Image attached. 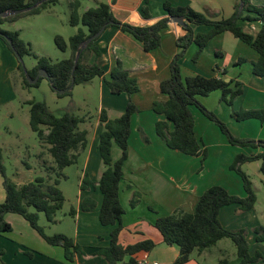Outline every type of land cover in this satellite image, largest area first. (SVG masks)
<instances>
[{"label": "trees", "instance_id": "trees-1", "mask_svg": "<svg viewBox=\"0 0 264 264\" xmlns=\"http://www.w3.org/2000/svg\"><path fill=\"white\" fill-rule=\"evenodd\" d=\"M41 1L37 6L31 7ZM60 0H0V12L7 10H19L31 7L26 11L0 17V38L9 49L19 56L31 55L35 64L24 70L19 61L15 78L20 79L23 88L38 86L43 77H38L35 83H30L27 75L34 78L39 69H44L51 89L57 96L70 95L73 86L87 83L95 77H102L112 94L125 93L129 99L123 113L114 118L108 117L106 110L101 108L98 113V121L103 129L98 135L97 150L105 166L97 181H91L84 174L80 189L88 185L97 187L102 195L99 207L98 220L103 226L112 225L109 234V243L95 250V254L101 255L104 264H117L128 256L126 264H137L136 258L140 251H150L155 246L151 239H142L133 244L121 245L119 234L123 229L121 217L124 209L119 200V183L123 179V165L128 157V140L131 131V115L139 111L130 96L139 91L136 78L130 76L120 61L112 67L107 78L103 77L102 53L97 45V38L91 40L84 48L81 44L89 36L93 35L101 27L114 26L123 32L130 34L142 46L144 51H151L161 45L162 33L168 27L169 16H180L186 23L182 26L185 33L176 38L179 50L169 62L170 75L161 80L159 90L166 95L165 100H154L151 108L158 114H163L165 120L155 123L156 133L165 144L172 149L188 155H199L204 152L201 141L194 133V117L190 106H196L208 119L218 125L226 140L233 145L260 147L261 150L251 154H236L230 168L239 175L244 191L240 197L229 193L221 185L214 184L207 187L197 198L193 211L175 209L170 214L157 217L153 226L159 231L164 243L176 245L178 255L172 264L185 263L194 250L202 251L214 245L218 240L229 238L235 246L236 261H231L227 256H222L216 264H264V255L256 250L249 251V243L243 228L232 229L221 224L218 214L221 207L236 204L241 211L251 210L257 200L252 182L240 165L245 162L258 161L259 172L264 177V136L260 139H241L235 137L225 123L210 109L200 103L198 97L206 96L213 91H220V100L231 107V116L242 121L250 118L264 123V108L238 109L232 108L234 99L242 93V83L230 79L225 81L222 77L203 76L200 74L182 76L179 66V58L185 53L190 44L196 45V50L191 57L193 62L202 54L211 40L224 32H229L235 38L251 47L257 54L251 63V72L257 76H264V6L252 4L250 0H238L234 11L227 17L213 18L195 10L189 5H173L170 1L162 2V9L167 16L158 19L151 25H135L118 20L106 2H99L79 12L81 0H66L68 12V24L78 26L77 31L65 40L61 35L55 34L53 41L60 51L69 50V55L57 61H51L44 56H38L32 50L31 44L20 37L17 30L10 31L1 27L4 22H13L24 15L38 14L59 3ZM141 11L144 17H149L147 3ZM240 3L242 7L238 10ZM241 22L259 23L254 32L244 29ZM205 25V32H194L191 25ZM76 67L72 73V66L76 58ZM93 60L87 61L88 56ZM244 61V59H243ZM62 92H59V91ZM29 106V126L35 132L40 146H45L46 152L51 156L50 164L42 161L46 170V177H36L22 184H17L7 176L3 163V153L0 148V175L3 179L5 198L0 202V234L11 231V224L4 219L7 212L20 214L26 219L45 241L53 246L64 248L65 259L72 260L75 252L82 251V247L74 238L64 233H51L45 231L39 224V213H43L48 223L55 222V216L61 209L64 195L58 187L61 178H64L63 169L77 161L82 150L87 146L88 130L79 128L85 122L83 116L72 112H64L56 116L44 101L30 99L26 101ZM171 124V126L169 125ZM148 142L147 138L143 136ZM120 149V155L116 160L112 158V146ZM40 158V156H39ZM135 199L130 200L131 206L136 204ZM96 202L91 197H84L81 201L83 211H91ZM69 214L74 216L75 209L71 208ZM255 240L264 241V228H254ZM28 253V252H27Z\"/></svg>", "mask_w": 264, "mask_h": 264}, {"label": "crops", "instance_id": "crops-1", "mask_svg": "<svg viewBox=\"0 0 264 264\" xmlns=\"http://www.w3.org/2000/svg\"><path fill=\"white\" fill-rule=\"evenodd\" d=\"M159 1L163 2L165 0ZM167 1H170L173 5H189L195 10L204 11V13L213 18L231 15L234 11L235 4L238 2L236 0L233 2L230 0H226L225 2L221 0ZM99 2L108 3L113 15L118 20L135 25H151L158 19L167 16L162 8L157 12L151 11L150 0L147 3L149 17H144L141 11L142 6L145 5L144 0H93L95 5ZM250 2L255 5L264 6V0H250ZM89 7L92 6L87 5L83 10ZM199 7H202L201 10ZM44 11L52 12L53 9L50 7ZM42 12H40V14ZM16 21L4 22L1 24V27L5 30H17L19 32V28L15 25ZM251 25L254 26L253 24ZM191 26L194 32H205L208 29L205 25L193 24ZM71 27L73 28V33H75L78 26ZM49 28V31H51V27ZM54 31H56V29L52 27L53 34L51 35L60 34L59 32L56 33ZM184 33L185 31L180 24L168 23L167 29L162 33L161 45L151 51H144L141 44L136 39L114 26L104 28L97 40V45L101 50L103 59V77L107 78L112 67L117 61H120L122 67L128 71L129 75L136 78L139 86V91L130 96L139 111L134 112L131 115L128 157L123 165V179L119 183V200L124 209V214L121 217L123 229L119 234V243L124 246L127 244H133L142 239L153 240L155 242L153 249L150 251H140L137 254L140 258L146 256L152 261H157L159 264H172L178 255V247L174 244L169 245L163 242L159 231L153 226V222L157 217L170 214L178 208L184 211H193L197 198L207 187L214 184L225 187L229 193L237 196L243 197L245 195L243 188L241 191L238 185L237 190L235 188V192H233L225 184L219 183V180H217L215 176L205 179V166L203 165L201 167L194 165L181 166L179 170L172 167V165H156L143 154H139L135 146L130 142L131 137H134L142 149L148 148L149 146L147 145H150L155 149L154 144L156 143L160 153L157 156L160 158L162 155L168 153V146L165 144L164 140L157 135L155 130L156 121L165 120L166 118L163 114H158L153 111L151 104L154 100L166 99V95L162 94L159 90V83L170 75L169 62L179 50L175 41L178 36L183 35ZM60 35L63 36L62 34ZM220 35L221 34L215 36L212 40ZM69 36H67V39ZM29 43L32 47L33 43L31 41H29ZM207 46L204 49L206 50V53L203 52L201 55L202 57L205 55L211 56V49ZM212 53L215 57L222 55L217 49H214ZM217 53L219 55H217ZM37 55L42 56V53ZM256 57L257 54L256 56H252V60H250L251 63ZM92 60L93 58L91 55L87 57V61L91 62ZM187 61V59L183 58L184 64ZM18 62L19 60L16 55L0 38V108L4 110V116L7 118L12 117L14 114L12 108L18 99V91L28 90V88H23L21 86L19 78H15V71L17 70ZM230 62L239 65L243 62V58L242 56H238ZM192 63L193 64L186 67L185 73L187 74H183L184 76H188V73H190V75L200 74L203 76L222 77L224 80L228 79V81L234 79L235 81H240L242 83V93L234 99L232 105L233 109L264 108V76H257L251 72L248 74L247 79L244 80L241 79L239 75H234L232 72H229L226 67L219 65L218 62L212 59L207 61L206 68L204 69L196 67L197 65L194 62ZM180 72L182 73L181 69ZM98 78L102 90L105 89L107 90V94H111L109 97L111 101L107 103V106H102V108L106 110V113L110 118L120 116L129 99L128 95L125 93L112 94L105 84L104 79L102 77ZM215 97H217V95H215ZM28 100H30V98L27 96L24 101L26 102ZM220 101L219 96L218 102ZM28 118L29 115L27 114L25 122L29 125ZM234 120L235 119L230 113L229 121L232 124H234L233 122L235 121L240 122L241 127H236L237 125H235V128L239 129V136L242 135V131L245 128H247L246 133L248 134L241 137L260 139L264 136V123H261L259 120L254 118L242 121ZM85 123L83 128L87 129ZM169 125L171 126L170 123ZM147 128L154 130V136L157 140H160V142L155 141L152 143L148 138V142L145 140L142 133H144ZM102 129L103 125L97 120L91 144L89 145V142H87L86 148L81 152L84 153L83 151L87 150L84 159V174H87L91 181H97L105 168L97 150L98 135ZM194 133L197 139L200 140L195 131V127ZM202 145L203 143L201 141V146ZM115 146L116 145L112 146L113 160H116L120 155V149L117 150V147ZM0 148L3 150L1 144ZM41 149L42 150H40L38 156H40V159H43L45 154L48 153L46 152L45 146H41ZM260 150V147L253 148L248 146V153H246V155L257 153ZM177 151L181 152L179 150ZM96 152L100 158L101 167H99L98 162L96 164L97 166L90 162L92 158L91 155L96 154ZM44 162L50 164L52 161L49 159ZM251 162H255L259 167L258 161L255 160ZM131 165L133 169L127 172L126 168ZM168 171H170V173ZM13 181L17 184L24 183L22 180ZM27 181L29 180H26L25 182ZM84 197H91L95 200L96 206L93 210L83 211L81 209V201ZM4 198L5 191L3 187V179L0 175V202L3 201ZM131 199L137 200L134 206H131L130 204ZM79 201V206L75 209L74 214L75 226L73 232H70V234H68V232H59L57 230H53L52 232L67 234L81 245L82 251L75 252L72 260H66L64 256V248L59 245L53 246L48 244L20 214L7 212L4 214V219L11 224V231L0 234V264H104L103 257L95 254V250L106 246L109 243V234L114 226H103L99 223L98 212L102 201V195L97 187L94 185H88L86 188L80 189ZM125 203L130 205L132 211L129 212H135L133 219L130 221L126 217L127 211L124 208ZM248 211L255 213V205ZM234 214L243 213L238 209L236 204L225 205L221 207L218 219L221 224L227 228L238 229L243 227L241 225L233 226L235 225L233 223ZM90 220L93 221V223H91ZM221 240H218L214 245L202 251L194 250L191 252L189 259L183 264H216L222 256H226V250L220 243L222 242ZM254 242L257 241L255 240ZM258 245H254L253 250L249 247L250 253H254L256 249L260 250L257 248ZM261 253L264 255L263 250H261ZM128 260L129 257L126 256L117 264H126ZM231 261H236V258Z\"/></svg>", "mask_w": 264, "mask_h": 264}, {"label": "rangeland", "instance_id": "rangeland-1", "mask_svg": "<svg viewBox=\"0 0 264 264\" xmlns=\"http://www.w3.org/2000/svg\"><path fill=\"white\" fill-rule=\"evenodd\" d=\"M221 1L225 2L226 0ZM230 1L233 2L234 0ZM87 5L94 6L95 4L93 0H81L79 12H82L83 8ZM161 8L162 2L159 0H150L151 11L157 12L161 10ZM199 8L201 10L202 7ZM52 9V12L43 11L41 14L21 16L17 19L15 25L19 28L20 37L24 41H31L33 43L32 50L34 53H42V56L49 58L51 61H57L68 57L69 50L60 51L55 46L53 41L54 35H51L53 34L52 27L56 29L54 32L62 34L65 40H67V36L71 35L74 31L68 24L69 9L66 0H60L58 4L52 6ZM200 12L204 13L202 10ZM241 24L244 29L249 32H254L258 28L257 22H241ZM49 27H51V31H49ZM207 47L211 49V56L205 55L202 57L201 54L196 59V62H194L197 65L196 67L204 69L206 68L207 61L212 59L218 62L219 65L226 67V69L234 75H239L240 78L244 80L247 79L248 74L251 73L250 60H252L253 55L256 56V52L251 47L232 36L229 32H224L216 37ZM214 49L220 51L222 55L220 56L217 53L219 56L215 57L212 53ZM195 50L196 45L194 43L190 44L185 50V53L179 58L182 76H184L183 74H187L185 73L186 67L193 64L191 57ZM203 52L206 53V50ZM238 56H242L244 61L239 65L230 62ZM183 58L188 60L185 64L183 63ZM34 64L35 59L31 55H24L22 57V65L26 69L32 67ZM188 74L190 75V73ZM215 95H217V97H215ZM27 96L30 99L44 101L56 116H61L66 111L83 116L86 123H81L79 128H83L85 123L88 130L89 145L91 144L94 129L97 125L99 110L102 106H107V103L111 101L109 99L111 94H107V90L105 89L102 90L98 77L93 78L87 83L75 85L70 95L61 97L57 96L51 89L46 77H43L39 81L38 86L30 87L26 91H18V99L12 108L14 112L12 117H5L4 110L0 108V144L3 146V163L7 176L13 180H22L24 182L30 179L34 180L39 176L46 177V170L42 164V160L47 161L50 159V161H52L49 154H45L43 159H40L38 156L40 150H42L41 146L35 132H33L30 126L25 122L29 110L28 104L24 101ZM219 96L220 91H213L206 96L198 97V99L203 106L214 112L218 118L225 123L235 137L250 140L251 138L241 137L248 134L246 133L247 128H245L242 131V135L239 136V129H236L235 125H237L236 127H241L240 122L234 120L235 122L232 124L229 121L231 107L222 101L218 102ZM190 109L194 117L195 131L198 134V138H200L203 143L201 146V148L204 149L203 153L199 155H188L168 147V153L162 155L163 157L160 155V158L157 156L160 153L156 143L154 144L155 149L150 145H147L149 146L148 148L142 149L134 137H131L130 142L135 146L139 154H143L156 165H172V167L177 168V170H179L181 166L194 165L201 167L203 165L205 166V179L215 176L217 180H219V183L225 184L233 192H235V188L237 190V185L242 191L240 177L234 169L230 168V164L236 154L248 153V146L230 144L217 124L203 115L196 106L192 105ZM142 135L148 138L152 143L155 141L160 142V140L155 138L154 130H150L149 128H147ZM116 149L118 150L119 148L117 147ZM86 151L87 150L83 151L84 153H81V151L77 161L63 169L65 177L60 179L58 187L63 192L64 201L61 209L56 213L55 222L48 223L44 214L39 213V224L45 226L47 233H52L53 230L68 232V234L73 232L75 218L69 214V211L71 208L77 209L79 206V184L85 171L84 159ZM91 156L90 162L95 165L98 162L99 167H101L102 165L98 153L96 152V154ZM132 165L126 168L127 172L133 169ZM255 165V162H245L240 165V168L248 174L252 182L257 197L255 203L256 211L255 213L242 211L243 214H234L233 223L235 225L233 226H243L240 228L245 230L250 249L253 250L254 245L259 244L257 248L260 250H256L261 252V250L264 251V241L254 242V236L256 235L254 228L259 226L264 228V177L260 174L259 167ZM168 172L170 173V171ZM124 208L127 211V219L129 221L132 220L135 212H129L132 210L127 203L124 204ZM90 222L93 223L91 220ZM221 241V245H223L226 250V256L230 260L235 259L236 252L232 241L229 238H223ZM258 263L261 264V262Z\"/></svg>", "mask_w": 264, "mask_h": 264}, {"label": "water", "instance_id": "water-1", "mask_svg": "<svg viewBox=\"0 0 264 264\" xmlns=\"http://www.w3.org/2000/svg\"><path fill=\"white\" fill-rule=\"evenodd\" d=\"M41 1H38L36 2L34 5H32L31 7H35L37 6ZM31 7H26V8H23V9H19V10H7V11H1L0 12V17H4V16H7V15H10V14H16V13H20V12H23V11H26L28 10L29 8ZM242 7V4L240 3V6H239V10L241 9ZM167 22L168 23H178L180 24L181 26H185L186 23L183 21L182 17L180 16H169L168 19H167ZM105 26L101 27V29H99V31H97L96 33H94L93 35L89 36L87 39H85L83 41V43L81 44V49L84 48L91 40L97 38L104 30ZM17 59L22 63V57L19 56L18 54H15ZM79 53L76 54V58L74 60V63H73V66H72V73L76 67V59L78 57ZM24 67V66H23ZM24 70H25V67H24ZM48 74L47 72L44 70V69H39L36 76L34 78H31L30 76H26L28 81L30 83H35L38 79V77H47ZM225 81H228V79H226ZM73 88V82L72 84L69 86V89H72ZM59 92H62L61 90Z\"/></svg>", "mask_w": 264, "mask_h": 264}, {"label": "built area", "instance_id": "built-area-1", "mask_svg": "<svg viewBox=\"0 0 264 264\" xmlns=\"http://www.w3.org/2000/svg\"><path fill=\"white\" fill-rule=\"evenodd\" d=\"M137 264H159L157 261H152L148 257H141L138 255L136 258Z\"/></svg>", "mask_w": 264, "mask_h": 264}]
</instances>
